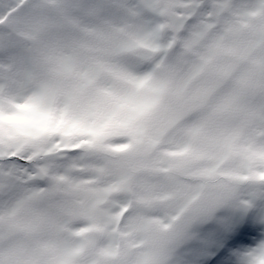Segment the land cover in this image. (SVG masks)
<instances>
[{"label": "snow or ice", "instance_id": "6c2138e0", "mask_svg": "<svg viewBox=\"0 0 264 264\" xmlns=\"http://www.w3.org/2000/svg\"><path fill=\"white\" fill-rule=\"evenodd\" d=\"M0 264H264V0H0Z\"/></svg>", "mask_w": 264, "mask_h": 264}]
</instances>
